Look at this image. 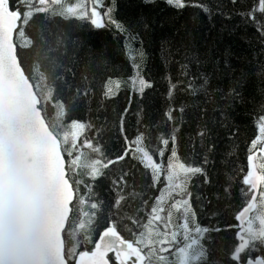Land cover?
Returning <instances> with one entry per match:
<instances>
[{
    "label": "trees",
    "instance_id": "trees-1",
    "mask_svg": "<svg viewBox=\"0 0 264 264\" xmlns=\"http://www.w3.org/2000/svg\"><path fill=\"white\" fill-rule=\"evenodd\" d=\"M111 1L112 18L124 31L109 21L98 29L88 20L64 18L51 11L40 14L28 29L32 34L40 28L62 41L58 47L64 69H71L69 78L88 77L91 94L67 118L87 125L83 136L102 146L105 161L123 155L125 137L134 141L143 133L142 146L158 163L166 165L175 147L179 160L202 167L203 172L190 175L186 185L190 195H186L169 187L171 182L163 171L154 182L152 170L135 152L107 169L101 165L104 176L96 180L81 169L75 178L90 183L89 195L101 202L99 222L89 235L95 241L97 232L114 218L118 231L134 239L131 233L142 230L140 225L146 222L156 198L169 188L159 207L167 210L183 196L191 210L187 215L193 230L186 233L180 227L186 215L183 208L179 212L171 209L169 229L177 233V241L163 247L183 246L192 237L206 251L194 264H237L240 261L233 260L232 253L243 227L236 216L244 204L239 170L246 168L250 142L257 135L256 120L264 114V33L259 30L264 13L256 12V21L247 18L256 0H184L189 6L183 9L166 0ZM20 55L27 70L32 56L22 50ZM134 61L140 63L143 78L151 84L142 93L138 82H133ZM109 77L113 78L107 84L112 94L106 96ZM236 92L244 99H237ZM63 96L67 100L69 92L65 90ZM46 119L58 123V110L49 108ZM201 132L206 134L201 136ZM165 138L169 139L167 146L161 144ZM161 148L164 156L157 157ZM81 154L85 160L99 158L92 149H83ZM125 173L127 183L117 190L112 181ZM121 195L125 199L119 210L110 207ZM83 211H90L88 204L78 205V218L84 219ZM160 215L166 217V212ZM132 220L139 223L134 225ZM158 223L152 227L163 231ZM196 227L208 231L197 233ZM64 241L66 248L74 242H79V250L92 247L79 233H65ZM251 256L264 257V250L254 248Z\"/></svg>",
    "mask_w": 264,
    "mask_h": 264
},
{
    "label": "snow or ice",
    "instance_id": "snow-or-ice-1",
    "mask_svg": "<svg viewBox=\"0 0 264 264\" xmlns=\"http://www.w3.org/2000/svg\"><path fill=\"white\" fill-rule=\"evenodd\" d=\"M166 3L176 9L189 6L184 0H166ZM50 5H61L62 10L53 14L64 18L88 20L98 29L105 26L103 20L107 18L118 30L124 31L123 26L112 19L114 8L106 6L105 0H15V3L0 0V264H194L201 260L206 251L203 247H194L199 243L195 238L189 237L191 242L182 247H163L177 241V233L169 229L171 209L179 212L183 208L186 215L180 227L186 233L193 230L187 215L191 212L187 200L175 201L166 210L159 207L164 202L163 197H157L146 222L140 225L142 230L131 233L134 239H126L118 231L114 218L97 232L95 241L91 239L89 233L99 222L101 202L89 195L90 183L75 178L81 169L84 175L96 180L104 176L101 165L107 169L135 152L152 170L154 182L163 171L173 191L190 195L186 192L188 179L190 175L202 173L203 168L179 160L175 147L166 165L158 163L142 146L143 133L134 141L125 137L123 155L105 161L102 146L83 136L87 125L67 118L70 110L91 94L88 77L81 75L78 81L69 78L71 69L65 70L61 62L58 47L61 40L50 38L40 28H34L29 34V27L37 22L40 14L49 12ZM196 6L203 12L209 11L206 6ZM256 12L264 13V0H256L247 18L256 21ZM259 30L264 33V25ZM21 50L32 56L27 70ZM136 73L133 82L138 81L142 93L151 84L139 75V65H136ZM112 79L109 77L105 82L106 96L112 94V89L107 87ZM116 86L119 87L118 81ZM65 90L69 92L67 100L63 96ZM235 95L239 100L244 99L238 92ZM49 108L54 112L58 110V123L46 119ZM256 126L257 135L250 142L246 168L239 170L244 204L236 219L243 221L246 227L241 230L243 234L238 233L239 242L232 253L235 261L248 256L246 264H264V257L251 256L254 248L264 250V114L257 117ZM161 144L167 146L169 139H162ZM86 148L92 149L99 158L85 160L81 153ZM156 156H164V150L158 149ZM126 176L125 173L112 181L117 190H122L127 183ZM124 199L123 195L119 196L110 207L119 210ZM79 204L90 207V211L80 213L84 219L77 216ZM161 212H166V217H162ZM161 221L165 230L152 227ZM132 223L139 221L132 220ZM194 230L197 233L208 231L199 227ZM65 233L83 235L92 247L79 250V242H74L66 248ZM109 253L114 255L109 256Z\"/></svg>",
    "mask_w": 264,
    "mask_h": 264
},
{
    "label": "rangeland",
    "instance_id": "rangeland-1",
    "mask_svg": "<svg viewBox=\"0 0 264 264\" xmlns=\"http://www.w3.org/2000/svg\"><path fill=\"white\" fill-rule=\"evenodd\" d=\"M105 4H106V6H111V7H113V2L111 1V0H105ZM62 10V6L61 5H50L49 6V11H51V12H59V11H61ZM111 16H112V14H111ZM113 19V18H112ZM105 21H108V19L107 18H104V20H103V23L105 22ZM133 65H134V75H133V78L136 76V65H139V75L143 78V76H142V74H141V72H140V63L138 62V61H134V63H133ZM144 79V78H143ZM145 80V79H144ZM138 82V81H137ZM166 177H167V175H166ZM169 188H165V190H164V192H163V194H162V197L163 196H165V195H167L168 194V192H169ZM177 196H179V194H177ZM179 198V201H184V198H183V196H180V197H178ZM251 215H253V214H251ZM158 222H156L155 224H157ZM160 223V227H162V224H163V221L162 222H159ZM158 223V224H159ZM158 227V229H159V226H157ZM244 227H246V224H244ZM169 228H171V223L169 224ZM165 230V229H164ZM199 244H200V242L197 244V245H194V247H200L199 246ZM182 247V246H181ZM195 263V262H194Z\"/></svg>",
    "mask_w": 264,
    "mask_h": 264
},
{
    "label": "water",
    "instance_id": "water-1",
    "mask_svg": "<svg viewBox=\"0 0 264 264\" xmlns=\"http://www.w3.org/2000/svg\"><path fill=\"white\" fill-rule=\"evenodd\" d=\"M250 215V214H249ZM240 221V220H239ZM240 223L241 224H244V222L243 221H240ZM63 240H64V236H63ZM64 244H65V241H64ZM111 254H113V253H109V256L111 255ZM114 255V254H113ZM256 257V256H255ZM249 258V257H248ZM237 264H246V260H244V261H240V262H238Z\"/></svg>",
    "mask_w": 264,
    "mask_h": 264
}]
</instances>
